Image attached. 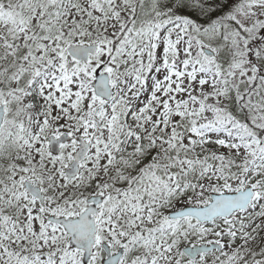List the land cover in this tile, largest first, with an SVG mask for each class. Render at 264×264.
Returning <instances> with one entry per match:
<instances>
[{
	"label": "snow or ice",
	"instance_id": "6c2138e0",
	"mask_svg": "<svg viewBox=\"0 0 264 264\" xmlns=\"http://www.w3.org/2000/svg\"><path fill=\"white\" fill-rule=\"evenodd\" d=\"M0 264H264V0H0Z\"/></svg>",
	"mask_w": 264,
	"mask_h": 264
}]
</instances>
